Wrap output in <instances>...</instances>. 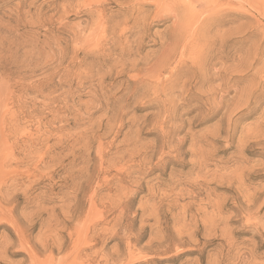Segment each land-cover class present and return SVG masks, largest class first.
Wrapping results in <instances>:
<instances>
[{
    "label": "rangeland",
    "instance_id": "rangeland-1",
    "mask_svg": "<svg viewBox=\"0 0 264 264\" xmlns=\"http://www.w3.org/2000/svg\"><path fill=\"white\" fill-rule=\"evenodd\" d=\"M0 264H264V0H0Z\"/></svg>",
    "mask_w": 264,
    "mask_h": 264
}]
</instances>
